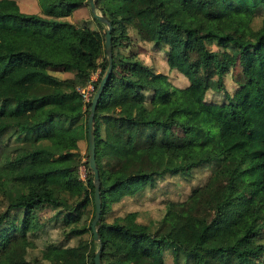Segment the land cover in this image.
Listing matches in <instances>:
<instances>
[{
    "label": "trees",
    "instance_id": "1",
    "mask_svg": "<svg viewBox=\"0 0 264 264\" xmlns=\"http://www.w3.org/2000/svg\"><path fill=\"white\" fill-rule=\"evenodd\" d=\"M36 2L0 0V264L15 248L20 264H95L78 88L107 67L104 25L68 20L88 0ZM94 3L112 48L93 117L101 264H264V0ZM127 26L142 52H122Z\"/></svg>",
    "mask_w": 264,
    "mask_h": 264
},
{
    "label": "rangeland",
    "instance_id": "2",
    "mask_svg": "<svg viewBox=\"0 0 264 264\" xmlns=\"http://www.w3.org/2000/svg\"><path fill=\"white\" fill-rule=\"evenodd\" d=\"M7 5L8 6H13L16 7L17 9L21 10L22 12H26V13H41L40 12V7L38 6L36 0H7ZM89 8L88 7H83V8H79L78 10L74 11L72 15H70L68 17V20L74 22V23H82L83 21H87L88 25L90 28H97L95 26V23L91 20V14L89 12ZM97 13H99V11L97 10ZM104 30H105V26H104ZM127 32H128V36H129V44L127 48H123L121 49L122 52L124 53H128L129 51L131 52H142L143 48L141 43L138 41L137 35L135 33V30L131 27V26H127ZM99 73H100V69ZM225 87L226 89H228L229 91H233L235 86L234 83L231 81L230 77L227 76L226 80H225ZM242 94H246L245 91H242L239 93V95L237 96V102L239 103V99L243 100L245 98V96H241ZM117 95L122 96V93H118ZM239 97V99H238ZM246 104H248V102L246 101ZM243 106H245L244 102L242 104ZM247 107V105H246ZM85 147V144H84ZM80 174L82 175V179L84 177V167L81 166L80 167ZM177 181L178 184H180V180H172L171 182H169L168 184H166V187H170L172 185V182ZM262 196L258 195L256 198V202L262 201ZM150 215L153 217H159L160 212L157 210H151L149 211ZM88 217L84 218L85 224L88 223ZM239 222H240V217L238 215H235L233 217H231L230 213L228 212V209L226 211L225 214V220L223 222H221L219 224V227L221 229H228V230H232L235 229L239 226ZM17 248H15L13 251H11L6 260L4 261L3 264H20L17 261ZM166 264H170L169 260L166 261ZM42 264V263H40Z\"/></svg>",
    "mask_w": 264,
    "mask_h": 264
},
{
    "label": "water",
    "instance_id": "3",
    "mask_svg": "<svg viewBox=\"0 0 264 264\" xmlns=\"http://www.w3.org/2000/svg\"><path fill=\"white\" fill-rule=\"evenodd\" d=\"M88 6L90 12L92 13L93 17L96 18L99 22H101L105 26V33H104V46H105V54L107 60V67L95 89L90 103L89 114L87 117V143H88V166L92 171V180L94 185V217L90 223V229L93 235V240L95 243L98 244V247L94 254V263L101 264L99 259L100 254V240L96 230V223L100 216V197H99V178H98V171L95 165V158H94V124H93V117L96 109V105L98 99L101 95L103 90L104 84L108 79L111 69H112V48H111V25L108 20L103 17L101 14L97 13V9L94 3V0H88ZM100 13V12H99Z\"/></svg>",
    "mask_w": 264,
    "mask_h": 264
},
{
    "label": "built area",
    "instance_id": "4",
    "mask_svg": "<svg viewBox=\"0 0 264 264\" xmlns=\"http://www.w3.org/2000/svg\"><path fill=\"white\" fill-rule=\"evenodd\" d=\"M98 75H99V70L97 69L90 76V81L84 87L78 88V91L80 92V94L82 96V100L84 102H88L92 98L93 90H94V82L96 81ZM80 176L82 178L81 174H80Z\"/></svg>",
    "mask_w": 264,
    "mask_h": 264
}]
</instances>
